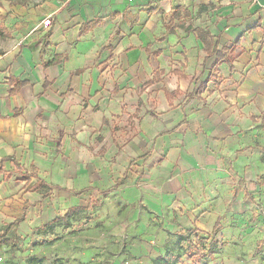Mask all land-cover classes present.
Wrapping results in <instances>:
<instances>
[{"label": "crops", "instance_id": "obj_1", "mask_svg": "<svg viewBox=\"0 0 264 264\" xmlns=\"http://www.w3.org/2000/svg\"><path fill=\"white\" fill-rule=\"evenodd\" d=\"M11 11L0 9L11 38L0 52V223L30 232L70 210L63 224L109 210L120 227L153 218L162 237L209 238L218 256L245 243L234 246L241 264H264V0ZM232 47V67H213ZM10 79L25 84L10 94Z\"/></svg>", "mask_w": 264, "mask_h": 264}, {"label": "rangeland", "instance_id": "obj_2", "mask_svg": "<svg viewBox=\"0 0 264 264\" xmlns=\"http://www.w3.org/2000/svg\"><path fill=\"white\" fill-rule=\"evenodd\" d=\"M39 1L1 0L0 9L15 11L19 5L29 7ZM7 22V17L0 15L3 34L0 52L5 44H10ZM8 29L14 27L9 25ZM95 211L98 210L90 208L78 213L68 225L58 223L49 230L31 227L30 232L24 227L20 229L16 219L7 223L3 218L0 223L3 261L0 264H241L239 248L246 246L245 243L239 244L238 249L234 247L237 244H231L220 256L217 248V257L213 258L209 255V238H195L194 232L179 231L162 237L161 233L165 232L160 220L152 218L148 225L147 221L142 224L143 227L138 222L133 226L127 220V224L120 227L110 219L109 210L101 209L97 216ZM224 246L226 244L221 246L223 250Z\"/></svg>", "mask_w": 264, "mask_h": 264}, {"label": "trees", "instance_id": "obj_3", "mask_svg": "<svg viewBox=\"0 0 264 264\" xmlns=\"http://www.w3.org/2000/svg\"><path fill=\"white\" fill-rule=\"evenodd\" d=\"M1 1V0H0ZM95 25V23L93 24H89L87 25L86 27L88 29L92 28L93 26ZM0 36H3L2 34V30L0 29ZM7 37V36H5ZM207 37V34L206 33H202L200 32L199 33V38L202 40V42L204 43V48L206 50V52L208 53V57L211 55L209 54V48L211 47V42L207 43L205 42V38ZM235 47H232L229 51H220V52H217L216 53V59L213 63V67H217L219 66L220 64L222 63H226L230 68L232 67V63L233 61L238 57L239 55V52L236 53L235 52ZM49 64V63H48ZM15 84V88L14 90H12L10 92V94H14L16 93L20 87H22L25 83H21V82H18V81H15L13 82V79H10L8 82H11ZM42 187V185L40 184H37L35 186L32 187V189L34 191H37L39 192L38 190H40V188ZM78 210H70L66 213V215H64L63 217L61 218H57V219H54L53 221L47 223L46 225H44L42 228L45 229V230H49L51 228H53L54 226H56L58 223H63V222H66L72 215H74ZM217 249V243L215 242H210L209 243V255L212 256L215 251Z\"/></svg>", "mask_w": 264, "mask_h": 264}, {"label": "built area", "instance_id": "obj_4", "mask_svg": "<svg viewBox=\"0 0 264 264\" xmlns=\"http://www.w3.org/2000/svg\"><path fill=\"white\" fill-rule=\"evenodd\" d=\"M128 1H131V0H128ZM2 261H3V258L0 257V262H2Z\"/></svg>", "mask_w": 264, "mask_h": 264}]
</instances>
